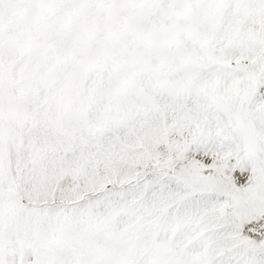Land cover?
<instances>
[{
    "label": "snow or ice",
    "instance_id": "obj_1",
    "mask_svg": "<svg viewBox=\"0 0 264 264\" xmlns=\"http://www.w3.org/2000/svg\"><path fill=\"white\" fill-rule=\"evenodd\" d=\"M0 264H264V0H0Z\"/></svg>",
    "mask_w": 264,
    "mask_h": 264
}]
</instances>
